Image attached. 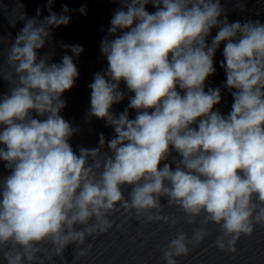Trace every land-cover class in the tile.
<instances>
[{"label":"clouds","instance_id":"clouds-1","mask_svg":"<svg viewBox=\"0 0 264 264\" xmlns=\"http://www.w3.org/2000/svg\"><path fill=\"white\" fill-rule=\"evenodd\" d=\"M54 2L47 0L40 19L41 9L28 18L17 0L22 14L10 25L24 24L7 49V67L0 64L8 84L0 93V162L8 172L0 175V261L69 264L72 246L77 264L91 255L88 238L113 227L115 213L174 226L177 218L161 214L165 205L178 207L189 225L201 218L191 238L180 232L161 248L166 264L189 256L211 223L222 233L215 246L235 253L242 236L264 227V22H229L221 0H115L121 7L100 44L107 68L88 85L85 116L105 121L114 136L100 133L97 146H78L77 154L70 139L80 129L60 113L79 77L73 56L84 49L61 44L72 55L59 63L54 51H38L52 46L51 29L71 20L68 6L58 14ZM235 5L243 12L246 0ZM221 44L223 87L233 97L227 115L214 110L220 87L205 91ZM128 93L127 107L115 113Z\"/></svg>","mask_w":264,"mask_h":264}]
</instances>
